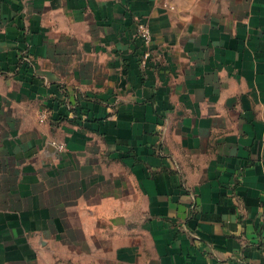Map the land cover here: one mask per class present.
Returning <instances> with one entry per match:
<instances>
[{"label": "crops", "instance_id": "crops-1", "mask_svg": "<svg viewBox=\"0 0 264 264\" xmlns=\"http://www.w3.org/2000/svg\"><path fill=\"white\" fill-rule=\"evenodd\" d=\"M263 228L264 0H0V264H264Z\"/></svg>", "mask_w": 264, "mask_h": 264}, {"label": "built area", "instance_id": "built-area-1", "mask_svg": "<svg viewBox=\"0 0 264 264\" xmlns=\"http://www.w3.org/2000/svg\"><path fill=\"white\" fill-rule=\"evenodd\" d=\"M137 37L142 40L143 44L146 46H149L153 39V34L150 29V26L147 23H141L139 25V28L137 30ZM22 60L21 62L28 63L32 66V56L25 51V53L22 54ZM148 55V53H147ZM47 112H43V114L40 116V122H45L47 120ZM61 149L64 148V146H60ZM263 244H264V228H263Z\"/></svg>", "mask_w": 264, "mask_h": 264}, {"label": "trees", "instance_id": "trees-1", "mask_svg": "<svg viewBox=\"0 0 264 264\" xmlns=\"http://www.w3.org/2000/svg\"><path fill=\"white\" fill-rule=\"evenodd\" d=\"M19 75L21 76V77H23L24 78V76L26 77V76H29L31 79L33 78V74H32V66L31 65H29L28 63H25V62H22L21 64H20V67H19ZM60 104H61V101H58ZM57 102V103H58ZM61 106H57L56 108L58 109V108H60ZM54 111H56L55 109H54ZM74 112H75V114H76V117H78V119H80V120H83V117H82V113H80V110H78V108H76V109H74L73 110ZM65 117V116H64ZM93 122V120L92 119H88V120H86L83 124H90V123H92Z\"/></svg>", "mask_w": 264, "mask_h": 264}, {"label": "rangeland", "instance_id": "rangeland-1", "mask_svg": "<svg viewBox=\"0 0 264 264\" xmlns=\"http://www.w3.org/2000/svg\"><path fill=\"white\" fill-rule=\"evenodd\" d=\"M18 193H19L18 191H17V192L15 191V192H14V196H16Z\"/></svg>", "mask_w": 264, "mask_h": 264}]
</instances>
